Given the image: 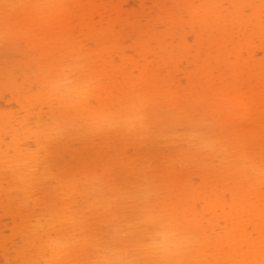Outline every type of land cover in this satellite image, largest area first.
Instances as JSON below:
<instances>
[{"label":"bare ground","instance_id":"bare-ground-1","mask_svg":"<svg viewBox=\"0 0 264 264\" xmlns=\"http://www.w3.org/2000/svg\"><path fill=\"white\" fill-rule=\"evenodd\" d=\"M0 179V264H264V0H0Z\"/></svg>","mask_w":264,"mask_h":264},{"label":"rangeland","instance_id":"rangeland-1","mask_svg":"<svg viewBox=\"0 0 264 264\" xmlns=\"http://www.w3.org/2000/svg\"><path fill=\"white\" fill-rule=\"evenodd\" d=\"M253 1H255V0H253ZM256 1H257V0H256ZM14 69H15V71H16V73H17V70H16L15 67H14ZM17 69H18V68H17ZM18 73H19V72H18ZM122 74H123V73H121V76H122ZM118 75H120V72H119ZM118 75H117V77H116V79H115V80H117L116 82H119V81H118V80H119V78H118L119 76H118ZM124 75H125V74H123V76H124ZM123 76H122V77H123ZM117 78H118V79H117ZM120 81H121V78H120ZM32 86H33V87H32ZM32 86H31V88L36 89V87H34V85H32ZM29 87H30V86H29ZM7 92H9V91H7ZM9 93H10V92H9ZM6 95H7V94H6ZM9 96H10V94L7 95V97H9ZM5 97H6V96H5ZM10 97H11V96H10ZM10 97H9V98H10ZM9 98H8V99H9ZM5 99H6V100H5ZM5 99H3L4 101L2 100L1 102H2V103H3V102H7V103H8V101L10 100V99L7 100V98H5ZM11 99H12V98H11ZM11 101H12V103H13L12 106H8V104H9ZM11 101H9L8 104L6 103L7 105L4 103L5 106H3V108H5V110H6V109H7V110H8V109L11 110V109H12L13 112H14V110L16 109V108H15V102H14L13 100H11ZM4 104H3V105H4ZM16 107H17V105H16ZM17 108H18V107H17ZM7 110H6V111H7ZM10 110H8V111H10ZM18 110H20V109H18ZM15 112H16V111H15ZM7 139H8V138H7ZM7 139H6V140H7ZM7 141H9V139H8ZM7 141H6V142H7ZM33 147H34V146H33ZM33 147H32V148H33ZM34 148H35V147H34ZM0 180H1V179H0ZM9 181H10V183H12L11 180H9ZM9 181H7V179L4 180V181H3V179H2V181H0V182H1L0 185L2 184V187H3V192L1 191L3 194H4V189H5V188L11 189L10 192H11L12 190H13L12 192H14V190L16 189V188H14L13 186H11L13 189L10 188V186H8V185H11L10 183H9V184L7 183V182H9ZM3 183H4V184L7 183V184H5V185L3 186ZM13 185H14V182H13ZM2 187H1V189H2ZM4 187H5V188H4ZM1 189H0V190H1ZM5 191H6V195L4 194L5 196L3 195V197L0 196V199H1V198H3V199L6 198V196H7V194H8V193H7L8 190H5ZM8 192H9V191H8ZM12 192L9 193V194H12ZM15 193H16V191H15ZM13 194H14V193H13ZM1 195H2V194H1ZM41 201H42V199H41ZM40 207H41V206H40ZM17 214H19V213H17ZM19 217H20V216H18L17 218L19 219ZM17 218H16V220H17L19 223L21 222V225L18 224V226L20 227V226H22V221H19ZM4 219H6V218H4ZM4 219H3V220H4ZM5 221H6V220H5ZM7 221H8V220H7ZM7 221H6V222H7ZM19 227H17V230H16V231H15V229H14L15 233H16L17 231H19V229H18ZM14 231L6 230V231L4 232V234H5V237H7V238H9V237H12V239L14 238V241L17 240L16 242L18 243V240H19V239H17V238H18L19 236L17 237V235H19V234L17 233L16 236H15V235H14V234H15ZM14 236L17 237L16 240H15V237H14ZM19 238H20V237H19ZM10 239H11V238H10ZM10 239H9V240H10ZM19 241H20V240H19ZM18 244H19V243H18ZM21 244H22V243H21ZM21 244H19V246H20ZM22 245L24 246V244H22ZM22 245L20 246V248L23 247ZM17 247H18V246H17ZM24 248H25V247H24ZM15 249H17V251H19V253H20V251H23L22 248H21V250H20L19 247H18V248H15ZM18 249H19V250H18ZM2 262H3V261H2ZM4 263H5V262H3V263H1V264H4Z\"/></svg>","mask_w":264,"mask_h":264}]
</instances>
